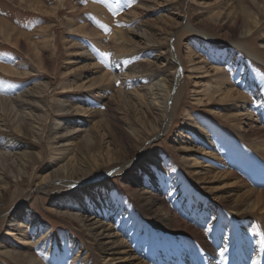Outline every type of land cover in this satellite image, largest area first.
<instances>
[{
  "label": "rangeland",
  "instance_id": "obj_1",
  "mask_svg": "<svg viewBox=\"0 0 264 264\" xmlns=\"http://www.w3.org/2000/svg\"><path fill=\"white\" fill-rule=\"evenodd\" d=\"M229 2L234 5L237 14L254 13L255 17L261 19V23L253 30L254 42L264 45V13L258 9V6L264 8V0H136L134 4H130L129 0H0V29L4 27V37L0 33V66L6 65L13 71L9 74L0 70V134L4 133L0 141L5 143L11 136L18 141L15 149L0 146V152H3L0 156V170L5 172V178L3 175V181L0 182V264H19L5 252L21 248L24 244L33 245L34 238L40 239L39 246L42 248H39L38 252L46 264H69L71 261L82 264L84 259L90 264H133L132 261L137 264L136 255L153 253L156 250L154 249L156 234H160V239L164 243L165 231H157L154 226L150 230V223L145 216L141 222L144 230L139 232L130 252L127 253L131 256L112 261V254H108L112 251L109 252L104 248V244L94 240L92 234L80 225L76 215L82 214L84 217L88 215L84 209L91 205L86 201V197L93 198L94 189L100 185L124 197L134 206L136 216H142L140 204L157 211L156 209L160 207L146 205L148 193L159 192L156 186L158 182H163L167 186L172 185L170 180L172 172L181 170L192 175L193 179L190 178L192 182H189L192 188L201 194L200 200L206 201L207 198H211L213 203H216L213 199L215 194L213 186L218 183L215 181L199 183L193 172L196 169L201 170L202 165L193 167L192 172L185 163L188 154L198 158L202 164L215 161L211 158L213 154L202 156L201 151H198L208 148L203 145L207 140L204 136L206 131L199 126L201 123L205 126L210 125L215 128L216 133H221L217 145L225 143L226 149L219 151L220 157L223 158L228 151L240 157L241 165L245 161L242 166L258 167L264 164L262 157L253 153L258 152L253 145L254 141L247 134L245 136L240 134L239 125L235 126L229 117L215 112L218 109L222 113L233 114L238 112L236 108L239 104L220 100L221 102L215 101L208 105L205 104L207 101L200 104L198 100L199 97L204 98L202 95L204 84L216 87L214 68L217 66L230 68L228 59L221 62L209 54L222 45L216 38L209 40L194 34L180 36L179 33L180 27L188 21L196 28L220 35L224 39H238L237 35L242 29L238 27L237 35L233 36L225 27L230 25V22L224 24L222 30H213L211 26L210 20L213 17L217 18L218 11L225 9ZM77 4H82V7L74 10L73 6ZM56 7L58 9L55 14ZM72 21L77 22V25L88 23L90 28L87 31L82 28L74 30L77 27L72 26ZM105 25L107 30L103 27ZM41 28L47 29L50 40L47 50L50 62L43 64L32 53L33 47H29L28 44H33L39 39L36 34ZM118 29L125 33L127 44L122 39L118 41L119 33H115V39L111 37ZM18 37L25 45H17ZM175 47L185 66L182 99L170 126L166 130L149 133L155 122L149 118V112L145 115V111H148L146 105L137 103L129 97L132 95L130 90L133 87L144 83H137L138 79L133 80L134 73L124 68L132 61H136L135 64L140 65L138 69L143 70L148 68L155 70L165 65L173 67L170 63V54ZM190 47L194 49L192 58L196 61L202 60L209 72L203 73L202 70L198 71L192 67L191 58H187ZM225 48L229 49L227 46ZM111 49L116 50L120 56L114 61V66L110 63ZM87 50L90 51L89 55L83 53ZM157 54L158 57L155 56ZM254 61L264 76V65ZM89 62L98 63L97 66L94 65L98 72L94 74L82 68ZM104 72L119 76L113 84L104 79V81L99 79L100 82L103 81L102 84L99 81L98 83L94 78H101ZM204 74L208 76L203 77ZM91 78L99 85L95 91L101 87L106 90L101 92L104 94L101 100L97 99L96 94L91 96L90 89H75L80 83L92 80ZM152 78L151 83L147 85L151 90L156 92L164 87L163 75H153ZM117 81L120 83L117 84ZM69 84L73 86V90L68 91L71 87L64 90L63 86ZM139 89L141 91V88ZM242 90L247 95L243 107L251 106L255 109L256 102L248 100L252 95V88L243 87ZM68 110H73V113H69ZM256 114L259 116L258 109ZM117 118L123 120L120 126L124 132L137 140L143 135L146 140L140 143L141 146L140 144L137 146L140 147L132 158V165H126L124 170L104 176L102 179L96 178L98 181L92 182L87 177L91 175L95 177L120 168L124 164L122 162L106 164L108 158L115 159L125 154L114 144L108 128L117 123ZM254 124L262 125L259 121ZM242 125L243 130L250 127L246 121ZM57 131L62 133L77 131L75 134L80 135L77 139V142L80 140L78 144L85 145L84 142L88 141V145L82 147L77 144L72 149L68 148L70 145L62 146L66 141L56 137ZM184 147L191 149L186 150ZM211 151L217 150L211 148ZM250 157L260 158L261 161L251 158L255 163L253 161L250 163ZM207 158H210L209 162H206ZM158 159L163 161L162 166L157 165ZM70 165L79 172L81 169H88L81 175H86L85 179L79 180L80 185L72 189L62 184V181H78L81 176L75 179L59 178L62 180L51 178L54 173H62ZM168 166H172V170H169ZM226 166H229L228 161ZM143 173H147L149 177H143ZM142 177L145 180L150 179V184L143 183ZM256 177L248 176L250 179L248 183L259 188L264 182V177L260 179ZM135 183L138 188H135ZM242 185L243 183H240L234 187L233 192L242 193ZM26 197L28 198L24 206L29 209L28 218L20 220L24 223L22 226L11 225L10 220L16 212V206ZM166 204L169 206L172 203ZM165 209L169 210L168 207ZM34 215H39L35 217V224L40 227L39 230L30 225L33 224L30 220ZM242 225L247 229L249 226H255V223L251 221L242 223L240 219L233 218L225 231L229 233ZM135 226L139 227V222ZM26 228L29 229L28 232L24 231ZM244 236L240 237L243 243L247 241V237ZM255 246L256 244H253L254 248ZM135 249L138 252L132 253ZM176 257L178 256L175 254L174 258ZM198 261L193 263L205 264L203 258L202 261ZM171 264L176 262L173 261Z\"/></svg>",
  "mask_w": 264,
  "mask_h": 264
},
{
  "label": "bare ground",
  "instance_id": "obj_2",
  "mask_svg": "<svg viewBox=\"0 0 264 264\" xmlns=\"http://www.w3.org/2000/svg\"><path fill=\"white\" fill-rule=\"evenodd\" d=\"M227 4L228 5L225 9L218 11V14H216L218 15L217 18L213 17L214 19L212 18V20H210L212 23L210 24L213 30H222L223 25H226L230 22L231 24L226 25L225 27L231 31L233 36L237 35L238 27H240L242 31H239L240 34L237 35L239 37L238 39H224L220 35H214L208 33L204 29L196 28L188 21H186L180 27L181 29L179 33L180 36H183L184 34H194L197 37H203L209 40L215 38L218 39L220 45L222 46L217 49H213V51L209 54L221 62H226V59H228L230 68L223 66L215 67V76L213 77L216 79V87L214 88L210 85L205 86L204 84L202 89V95H204V98L199 97L198 100L200 104H203L205 101H207L205 104L208 105L214 103L215 101L221 102L224 100L229 102L231 101L232 103L236 102L235 105L239 104V107L237 106L236 108L238 112L233 114L222 113L221 110L218 109H216L215 112L222 114L227 118L229 117L235 126L238 124L240 134L243 136L247 134L254 141L253 145L256 147L258 152L253 153L258 154L264 160V76H262L260 68L257 67V63L254 61L256 60L258 63L264 65V45H258L254 42L255 32H253L254 28L259 23H261V19L258 16L255 17L254 13H252V15L251 13L247 15L245 13L242 14L241 12L237 14L236 10L234 9V5L230 2ZM218 5L216 7H218ZM80 7H82V4H77L73 6V9L77 10V8ZM57 9L58 7L55 8V14L57 13ZM258 9L264 13V8L258 6ZM212 10L214 11V9H211V11ZM209 18H211V16ZM72 26L77 27L76 29L74 28V30H79V28H82L87 31V29L90 28L88 23L87 25H77V22L74 21H72ZM3 29H0V33L1 36L4 37ZM115 33H119L120 35L118 37V41L119 39H122L125 41V43L127 42V37L122 30H116L113 35H111L113 39L116 37ZM37 34L36 36H39V39H37L33 44L28 43L29 47H33L32 53L36 56V58L42 61V64L50 62L47 55V50L49 49L50 43L47 29H39ZM128 36L130 37V35ZM22 44L25 45L22 39L18 37L17 45ZM226 46L229 47V49H226ZM193 51L194 49L190 47L187 53V58H191L190 62H192V67L198 71L202 70L203 73L209 72V70L204 67L205 63L202 60L196 61V59L192 58ZM89 52L87 50L83 53L85 55H89ZM111 52L110 63L113 65L116 58L120 56L114 49H111ZM129 54L133 55V53ZM31 55L32 54H30V56ZM134 55H136V53ZM155 56L158 57V54ZM170 58V63L173 65V67L165 65V67H159L157 69L155 68V70H151L149 68L147 70H143L141 68L138 69L140 65L137 63L135 64L136 61H132L128 67L124 68L125 70H129L134 73L133 80L138 79L137 83H144L142 85H136L132 89L130 88V94L132 95L129 97L136 100L137 103L141 102L142 105H146L148 111H145V115H148L149 112V118H152L154 120L153 122H155V125H152L153 128L148 131L149 133H157L161 130H166L170 126L172 119L179 108V104L184 92L183 86L185 80H183V73L185 66L183 65V60L180 58L176 47L173 53L170 54ZM127 64L128 63L125 65ZM94 65L97 66L98 63H85L82 68L95 74L98 72V70H95ZM0 70L7 71L9 74L13 73V71L6 65L0 66ZM116 75L117 74L111 75V73L106 74V72H104L101 78L97 77L94 79H96L97 82H100L99 79L108 80L113 84V82H115L119 76ZM153 75H163L164 80V87L159 88V90L156 92L147 86L153 80ZM205 76H208V74L203 75V77ZM94 79H89V82L80 83L75 87V89H90L91 96L96 94L95 96L97 99L101 100V97L104 95L101 92H106V90L102 89L101 87L98 91H95L94 89L98 88L99 85H96V81L93 82ZM103 81L100 83L102 84ZM63 87L64 90H67V88L71 86L69 84ZM72 87L69 88L68 91L73 90ZM243 87L252 88V95L249 96L248 100L256 102L255 105L257 106L255 109L251 106L249 108L243 107L247 96L242 90ZM139 88H141L142 93ZM124 95L128 97L126 94ZM256 109L259 110V116L256 114ZM68 112L73 113V110H68ZM76 114H78V112ZM147 117L148 116H146V118ZM116 120L117 123L110 125L108 127L110 130H108L113 136L112 139L114 144L119 146V149H121L120 151H122V153L125 152V154L116 157L115 159L108 158L106 164L121 162L124 164L121 165L120 168L103 172L95 177L93 175H91L89 178L87 177V179L92 182H97V179H102L104 176H108L114 172L122 171L125 169L126 165H132V158L135 157L138 148L142 145L140 143L145 139L143 138V135L140 136L138 140L137 138H132L130 135L124 132L123 127L120 126L122 124L121 121L123 120L119 118ZM2 121H4V119ZM149 121H151V119ZM245 121L250 127L243 130L242 123ZM256 121H259L262 125H255L254 123ZM199 126H201L206 131L204 136L207 141H204L203 145L208 148H204L203 150L198 149V151H201L202 156H206L205 154H213V157L211 158L215 159V161L202 164L198 158L189 156L190 154H188V156L185 157V163L188 166V169L192 172L193 167L202 165L201 170L196 169L193 172L199 183L207 181H215L218 183V185L213 186V192L215 193L213 199H215L214 201H216V203H213L211 198H207L206 201L200 200L201 194L199 191L194 190L190 184V182H192L191 179H193L192 175L190 172L183 170L172 172V178H170L172 185L167 186L163 182H158L156 184L160 193L156 191L148 193L149 199L147 200L148 204L146 205L160 208L156 209L157 211H155L154 209L151 210L146 208V206H143V204H140L142 216H136L134 206L129 204V202H127L124 197H121L115 192L109 190L108 187L106 188L100 185V187H96L94 189V192L92 193L93 198L90 196L86 197V201L89 202V205L92 207L87 206L84 209L85 213H88L86 217H84L82 214H79L76 215V219L79 221L81 226H83L88 232H90V234H92V238L94 240L104 244V248L109 252L112 251L111 253H108L112 254V261L116 260L117 258L127 259L131 256L127 255V253L130 252L131 245L135 242V238L138 237L139 232L144 230L142 228L141 222L145 216V218L150 223V230H152V226H154L157 231H165V235H163L164 243H162V240L160 239V234L157 233V241L154 248L156 250L150 254L145 253L141 256L136 255L135 259H137V264H171L173 261L176 262V264H192L194 261H202V258L205 260V264H228L229 262L232 264H264V182H262V179L260 180L262 183L259 188L253 187V184H251V186L248 183L250 181L248 176L250 175H256L259 177L258 179L264 177V164H261L258 167H252L251 165L242 166L245 161H243V164L241 165L239 163L241 161L239 159L240 157L228 152L227 150V152L224 154V157H220L219 151L226 149L225 143L217 145V141L221 139V133H216L215 128L210 125L205 126V124L201 123ZM96 128L97 127H95V129ZM76 132L77 131L71 133V131H67L62 133L57 131L56 137L59 138V140L66 141L64 145L62 144V146L70 145L68 148L72 149V147L76 146L80 141L79 140L77 142V139L80 135L75 134ZM3 134H0V138ZM13 139L14 137L11 136V138L7 139L5 143L0 141V146H5V148L7 147L9 149L17 148L18 141ZM81 142L83 141L81 140ZM84 143L85 145H83V143H79L78 145H83L86 147L88 145V141ZM21 144L23 145V143H20V145ZM139 144L140 146L137 148ZM89 147L91 146L89 145ZM211 148L217 151H211ZM185 149L190 150L191 148ZM2 155L3 152H0V156ZM251 158L260 160V158L250 157V163L253 161ZM209 159L210 158H207L206 162H209ZM102 161L100 163H102ZM227 161L229 162V166H226ZM156 162L157 165H163V161L161 159H158ZM253 162L255 163V161ZM71 165L62 173H54L51 178L72 179L73 177L75 179L88 171V169H81V172H79L78 170L72 169ZM168 167H170L169 170H172L173 168L172 166ZM3 175L5 178V172L0 170V182L3 181ZM130 175L132 177V174ZM174 175L176 176L174 177ZM85 176L86 175L81 176L78 181L74 182H67L63 180L62 184H65L66 187L71 189L75 188L80 185L79 180H83ZM48 177L50 178V176ZM143 177L148 178L149 176L147 173H143ZM143 183L149 185L150 179H144ZM240 183H243L241 187L242 193H234V187ZM135 185V188H138L136 183ZM3 189L5 190V187H3ZM27 198L28 197L20 200L19 204L21 207H19L20 205L16 206L17 208L15 207L16 212L13 213V217L10 220L11 225L22 226L24 223H21L20 220L28 218L30 214L28 211L29 209H26L24 206ZM166 202L172 203L169 205L170 207L166 204ZM166 207H168L169 210H166ZM37 216L39 215H34V217H32L30 220V223H33L30 225L35 227V230L40 229V227L38 228L35 224V217ZM233 218L240 219V222L242 223L251 221V223H255V226H249L247 229H244L243 225L237 226L228 233V231L226 232L225 230L229 227V221L233 220ZM138 222L139 227H136L135 225ZM253 230H256V232H253ZM24 231L28 232L29 229L26 228ZM243 235H245L244 237H247V241L245 243L240 240V237ZM146 238H148V234H146ZM43 241H45V238ZM39 242L40 239L36 240L34 238L32 243L33 245L24 244V246L21 248L9 249L10 251H6L5 254L19 264H46L44 260L40 258V254L38 252V249L42 248L39 246ZM144 242L145 239L143 237L142 244H144ZM253 244H256L255 248L253 247ZM133 252L137 253L138 250L135 249V251H132V253ZM232 252H234V254ZM175 254L178 257L174 258ZM114 255L118 257H114ZM132 263L136 264L135 261H132ZM69 264L77 263L71 261ZM82 264L90 263L84 259Z\"/></svg>",
  "mask_w": 264,
  "mask_h": 264
},
{
  "label": "snow or ice",
  "instance_id": "obj_3",
  "mask_svg": "<svg viewBox=\"0 0 264 264\" xmlns=\"http://www.w3.org/2000/svg\"><path fill=\"white\" fill-rule=\"evenodd\" d=\"M135 2H136V0H129V3H130V4H134ZM103 27H105V29L107 30V26H106V25L103 26ZM105 55H107V54H105ZM125 63H127V61H125ZM116 83L119 84L120 82L117 81Z\"/></svg>",
  "mask_w": 264,
  "mask_h": 264
}]
</instances>
